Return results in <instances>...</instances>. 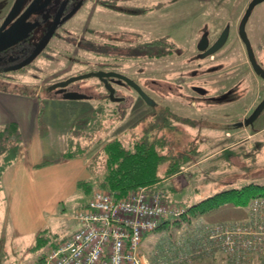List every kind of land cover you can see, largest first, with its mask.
Instances as JSON below:
<instances>
[{
  "label": "rangeland",
  "instance_id": "1",
  "mask_svg": "<svg viewBox=\"0 0 264 264\" xmlns=\"http://www.w3.org/2000/svg\"><path fill=\"white\" fill-rule=\"evenodd\" d=\"M250 1L145 0L149 11L146 12L144 47L139 49L140 56L136 59L132 58L137 55V50L129 48L128 61L123 68L140 83L147 91L146 95L150 94L156 104L143 101L130 89L125 91H128L125 101L95 94L89 98L66 99L49 94L45 89L41 90L48 81L93 68L97 64L93 53L85 51H80L79 55L92 60L88 65L78 61L69 64L63 55L57 53L52 57L54 61H48L42 53L26 68L0 73V86L28 89L41 94L42 108L37 121L42 137V163L33 173V204L29 220L33 223L39 222V219L44 220L43 235L47 245L61 242L79 228L80 224L74 219V214L82 203L89 200L91 190L100 188L98 185L106 173L103 147L114 138L121 139L128 146L144 139L158 144L165 143L164 153L186 158L181 161L176 173L165 177L170 178L168 183L155 188L162 192L170 206L179 209L232 186H242L253 181L264 184V111L254 127H234L235 121L230 120L238 118L239 113L241 119L250 115L264 96L263 81L253 74L245 43L241 38L235 41L239 39L238 25ZM226 24L230 26V38L215 53V58H211L213 62H207L211 67L223 63L227 69L208 75L205 86L206 94L212 96L219 93L220 87L231 86V100L206 101L199 95H192L188 79H185L188 75L179 72L183 70L180 68L183 64L181 61L194 64V58H191L195 50L193 45L203 28L209 26L216 32ZM246 30L255 60L264 66V1L255 5ZM156 38L160 39L159 43H146ZM171 45L176 46L174 51L177 56L167 54L156 59L147 56L153 51H168ZM220 67L222 64L217 69ZM248 77L251 78L249 82ZM79 83L84 88L98 85L97 79L92 77ZM157 83L160 86L155 87ZM51 96L55 99L50 100ZM4 157L12 159V163L18 158V152L10 149L4 153ZM66 158H74V164L83 160L90 175L84 180L85 184L74 183L77 181V170L74 164L70 166L63 163ZM3 162L4 159L0 163ZM167 164L163 165L161 173L166 170ZM41 172L45 173L43 182L39 176ZM87 181L90 189H82ZM17 194L11 207L12 215L18 218L21 199L19 192ZM248 204L227 202L189 222L172 215L175 219L172 221L173 226L158 230L156 234L164 233L165 237L175 238L188 234L193 223L243 220V217L249 215ZM5 213L6 210L0 208L1 227ZM181 213L182 210L177 214ZM152 233L144 242L147 251L151 248L148 242ZM192 254V262L189 264H235L217 249L207 253L194 251ZM253 263L261 264L260 260Z\"/></svg>",
  "mask_w": 264,
  "mask_h": 264
},
{
  "label": "flooded vegetation",
  "instance_id": "2",
  "mask_svg": "<svg viewBox=\"0 0 264 264\" xmlns=\"http://www.w3.org/2000/svg\"><path fill=\"white\" fill-rule=\"evenodd\" d=\"M34 1L19 0L20 5L15 10V15L5 23L18 0H0V73L19 71L26 68L33 64L42 53H44V58L48 61H54L55 58L52 57L57 53L58 55H63V58H66L69 64L78 61L81 64L88 65L92 63V60L79 55L80 51H85L93 53L92 56L95 58L94 60H96L97 64L93 68H89L72 76L91 73L88 77L96 78L98 85L84 88L81 85L82 83H79L88 78L84 77L68 85L53 87L55 83L65 81L72 77L66 76L54 81H48L44 87H41V90L45 89L49 94L53 93L60 96V98H63V94L66 92H75L87 95L86 98L95 94L99 97L125 101L127 98L126 93L130 89L143 101L156 104L152 98L147 99L145 97L147 91L142 88L135 78L127 74V70L123 68V65H126L128 61L129 48L137 50V55L132 58L136 59V57L138 58L140 56L139 49L141 50L144 47L146 12L149 11V8L145 6V0H39L35 5H32ZM43 3L44 5L41 8L33 10V7H39ZM30 6L32 8L29 11ZM147 17L150 19L153 18ZM155 19L153 18V20ZM241 20L238 25V32ZM227 26L230 29L229 24H226L216 32L210 29L209 26L205 29L203 28L200 31L199 37L195 40L197 47L196 43L193 45L196 50V52H194L195 50L193 51L191 56V58H194V64L190 61H181L183 64L180 68L183 70L180 69L181 71L179 72L188 75L185 79H188V85L192 89L191 92H193L192 95H199L200 98L206 101L225 100L229 102L231 100L230 97L233 92L230 88L231 86L225 88L220 87L219 93L213 96L206 94L207 87L205 86L207 83L205 79L208 75L218 70L224 71L227 69L223 63H221L222 67L220 69H217V67L221 64H213L211 67L207 61L213 62L214 59L211 58H215V53L229 40L230 30L226 43L220 49L212 54L206 53ZM52 27H54V31L41 52L29 64L22 68L14 69L16 65L28 58L38 45L45 40ZM13 30L16 31L14 32ZM238 37L239 39H235V41H239L241 38V41L245 43L240 33ZM15 39H17L16 42L4 46L6 42H13ZM159 42L160 39L156 38L146 43L151 45L152 43L156 44ZM245 47L253 74L261 82L263 81L264 85V78L256 71L252 59L249 56L246 43ZM175 48V45H171L168 51L162 50L166 52L163 55H160L161 50H159L149 52L147 56L154 54L152 56L153 59L166 56L167 54L171 56L175 54ZM257 64L264 68L262 64L258 62ZM63 69L61 68L60 70ZM124 76L133 79L140 86V89L136 88L134 83L131 84ZM247 79L249 82L251 78L248 77ZM158 86H160L159 83L155 87ZM126 90L128 91L125 92ZM149 95L146 96L150 97ZM237 99L233 100L237 101ZM263 99L264 96L254 106L250 115L244 116L241 119L239 113L238 118H231L230 120L236 123L234 127H254L257 118L264 111L263 109L260 113L256 114L257 108ZM220 117H222V114H220Z\"/></svg>",
  "mask_w": 264,
  "mask_h": 264
},
{
  "label": "built area",
  "instance_id": "3",
  "mask_svg": "<svg viewBox=\"0 0 264 264\" xmlns=\"http://www.w3.org/2000/svg\"><path fill=\"white\" fill-rule=\"evenodd\" d=\"M248 205L247 220L207 225L196 251L218 249L235 264L257 255L264 264V196L252 198ZM180 210L170 206L161 191L147 186L119 199L107 189H95L74 214L79 228L51 243L41 264H145L139 252L144 236ZM193 255L186 256L189 262Z\"/></svg>",
  "mask_w": 264,
  "mask_h": 264
},
{
  "label": "crops",
  "instance_id": "4",
  "mask_svg": "<svg viewBox=\"0 0 264 264\" xmlns=\"http://www.w3.org/2000/svg\"><path fill=\"white\" fill-rule=\"evenodd\" d=\"M40 95L28 89L12 88L7 85L0 86V126L16 122L21 131V141L15 149L18 152V158L9 163L0 174V208L6 210L2 217L3 227L0 226V229H2V234H0V264H41L45 250L49 245H47V239L43 235L44 220L39 219V222L35 223L29 220L32 215L33 204V173L42 163V137L37 121L40 118L39 113L42 108L40 106ZM53 99L55 97L51 96L50 100ZM0 157L5 159L4 154ZM73 159L66 158L63 163L72 166L75 160ZM73 167L77 170V174H75L77 181H74V183L85 184L86 181L84 180L89 178L90 175L83 160L76 162ZM39 176L41 182H43L45 173L42 174L41 172ZM169 179H162L155 187L157 188L158 185H163L165 182L168 183ZM81 188L90 189L87 185H82ZM93 191L91 190V195ZM18 192L21 199L19 203L21 210L20 216L17 218L12 215L11 205ZM47 203L48 208V200ZM248 218L249 215L243 217V220ZM173 220H175L174 217L166 218L157 229L151 231L153 233L150 234L152 236L148 242L151 245L149 251L144 249V242L151 232L144 236L139 252L145 264L191 263L186 256L191 255L199 248L204 228L207 225L216 224L203 221L198 224L193 223L191 224V230L187 231L188 234L185 233L175 238L165 237L164 233H161V235L156 234L158 230H165L167 227L173 226ZM176 224L179 223L176 222ZM44 246L45 248H43ZM256 260L259 262V257L254 255L246 264H255L253 262Z\"/></svg>",
  "mask_w": 264,
  "mask_h": 264
},
{
  "label": "trees",
  "instance_id": "5",
  "mask_svg": "<svg viewBox=\"0 0 264 264\" xmlns=\"http://www.w3.org/2000/svg\"><path fill=\"white\" fill-rule=\"evenodd\" d=\"M166 52L161 51L160 55ZM154 54H150L153 56ZM21 131L16 122L0 126V155L10 149H16L20 144ZM165 143L148 142L147 139L136 141L132 146L126 145L121 139L114 138L105 143L106 173L100 180V188L111 191L116 197L124 196L128 191L147 186L156 190L155 186L165 177L176 173L184 156L164 153ZM9 157L0 163V174L11 163ZM166 170L161 173L164 164ZM89 186V182L86 183ZM264 196V184L259 182L245 183L242 186H232L213 193L188 207L182 206V213L175 218L191 219L213 210L224 203L237 205L248 204L253 197ZM170 218V217H169ZM161 225V224H160Z\"/></svg>",
  "mask_w": 264,
  "mask_h": 264
},
{
  "label": "water",
  "instance_id": "6",
  "mask_svg": "<svg viewBox=\"0 0 264 264\" xmlns=\"http://www.w3.org/2000/svg\"><path fill=\"white\" fill-rule=\"evenodd\" d=\"M38 1L39 0H35L32 3V5H35ZM262 1H264V0H251L250 1L249 5H248V7H247V9H246V11L244 13V16H243V18L241 20V23H240V26H239V33H240L241 37L243 38V40L246 43L249 56L252 59V62L254 64L255 68H256V71L259 74H261V76L264 78V68L261 67L260 65H258L256 60H255L254 49L252 47L251 40H250V38L248 36V33H247V30H246L247 22H248L251 14H252V11H253L255 5H257L258 3L262 2ZM19 5H20V3H19V0H18V2L16 3L14 9L8 15V18L6 19L5 23H7L8 20H11V18L15 15V10L18 8ZM43 5H44V3L41 6H39V7H33V10H35L37 8L39 9ZM31 6L29 8V11L32 8ZM229 30L230 29L227 26L224 29V31L221 34V36L217 39V41L208 49V51L206 52L207 54H212V53L216 52L218 49H220L226 43V41L228 39V35H229ZM13 31L15 32L16 30H13ZM53 31H54V27H52V29L49 31L48 35L46 36L45 40L42 43H40V45H38V47L35 49V51L28 58H26L24 61H22L21 63L16 65L14 67V69L22 68L23 66L29 64L37 56V54H39V52H41V50L44 48V46L46 45L48 39L52 35ZM16 41H17V39H15L13 42H6V45H4V46L11 45L12 43H14ZM90 75H91V73L82 74V75H78V76H72V77L66 79L65 81H61V82L55 83L53 85V87L68 85L69 83H71V82H73L75 80H78V79H81V78H84V77H88ZM124 78H126L131 84L134 83V86L136 88L140 89V86L137 83H135V81L133 79H131V78L127 77V76H124ZM86 97H87V95H85L83 93L66 92V93L63 94V98H66V99H83V98H86ZM145 97L147 99L148 98L151 99L150 97H148L146 95H145ZM263 109H264V99L262 100V102L260 103L259 107L257 108L256 114L260 113Z\"/></svg>",
  "mask_w": 264,
  "mask_h": 264
},
{
  "label": "bare ground",
  "instance_id": "7",
  "mask_svg": "<svg viewBox=\"0 0 264 264\" xmlns=\"http://www.w3.org/2000/svg\"><path fill=\"white\" fill-rule=\"evenodd\" d=\"M121 198V197H120ZM116 199H119V198H116Z\"/></svg>",
  "mask_w": 264,
  "mask_h": 264
}]
</instances>
